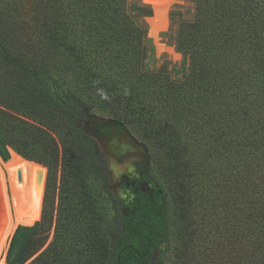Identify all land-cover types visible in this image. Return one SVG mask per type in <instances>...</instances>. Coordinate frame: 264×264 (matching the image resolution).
I'll return each mask as SVG.
<instances>
[{
    "label": "trees",
    "instance_id": "trees-1",
    "mask_svg": "<svg viewBox=\"0 0 264 264\" xmlns=\"http://www.w3.org/2000/svg\"><path fill=\"white\" fill-rule=\"evenodd\" d=\"M192 2L190 18L178 5L170 13L187 70L172 80L166 68L149 67L154 10L142 0H0V157L8 162L13 150L47 167L61 160L93 220L96 254L88 264H150L164 247L162 264L174 235L169 193L151 159L166 204H120L106 155L87 132L92 117L122 121L167 150L166 175L178 184L184 218L189 166L203 160L215 129L227 148L232 143L227 105L247 107L264 90V0ZM32 165L34 183L41 165ZM18 220L15 242L38 228L25 226L35 222L27 213ZM28 249L11 264H24ZM65 249L55 243L47 264L63 263Z\"/></svg>",
    "mask_w": 264,
    "mask_h": 264
},
{
    "label": "rangeland",
    "instance_id": "rangeland-1",
    "mask_svg": "<svg viewBox=\"0 0 264 264\" xmlns=\"http://www.w3.org/2000/svg\"><path fill=\"white\" fill-rule=\"evenodd\" d=\"M177 5L181 7L185 19L191 17L194 10L192 0H175L168 7L167 29L160 33L158 41H155L152 32V38L149 36L154 47V55L149 60L150 69L166 68L172 80L181 79L186 70L184 56L175 46L176 27L170 20V13ZM254 96L255 99L247 107L238 102L227 105L226 110H232L234 118L228 130L229 138L233 139L230 147H226V142L215 129L209 140L212 145L203 160L189 166L184 181L187 187L183 199L187 207L184 218L180 216L173 193L179 190L178 184L166 175V167L171 162L166 155L167 150L152 146L128 126L132 134L149 147L152 167L169 193L174 235L162 264H264V90ZM216 109L221 111L224 108ZM190 151L189 154L193 152ZM15 154L11 150L10 163L0 157L5 176V164L9 168L16 165ZM29 162L30 201L35 204V211L23 213H27L30 220L35 217L34 223L28 221L25 226L38 228L35 232H21L15 242V236L22 228H18V216L22 212L18 213L14 233L8 240L0 264H11L20 256L25 244L32 255L24 264H47V257L53 254L57 242L60 245L63 242L66 248L61 264H88L96 254L91 249L95 235L91 232L94 229H91L93 220L90 213L83 211L79 205L80 191L73 179L66 175L61 160L51 167ZM32 162L41 165L34 183ZM43 166L47 170L45 182ZM112 166L109 160L107 173L110 184L119 178L111 170ZM32 187L38 202L32 199ZM27 240L32 243H27ZM158 251L157 258H160L165 249L163 247Z\"/></svg>",
    "mask_w": 264,
    "mask_h": 264
},
{
    "label": "bare ground",
    "instance_id": "bare-ground-1",
    "mask_svg": "<svg viewBox=\"0 0 264 264\" xmlns=\"http://www.w3.org/2000/svg\"><path fill=\"white\" fill-rule=\"evenodd\" d=\"M175 0H145L151 4L154 17L149 20L151 32L155 41H158L161 32L168 27V7ZM157 43V42H156ZM162 51V48H159ZM16 165L9 168L5 164L7 175L0 165V258L7 247L8 240L15 229V216L20 212H34L35 204L30 201L29 178L31 163L15 154ZM22 175V180H17L16 172ZM11 191V195L9 194Z\"/></svg>",
    "mask_w": 264,
    "mask_h": 264
},
{
    "label": "flooded vegetation",
    "instance_id": "flooded-vegetation-1",
    "mask_svg": "<svg viewBox=\"0 0 264 264\" xmlns=\"http://www.w3.org/2000/svg\"><path fill=\"white\" fill-rule=\"evenodd\" d=\"M98 122L99 120L97 118H93V120L89 122L90 128L96 129ZM101 142L106 143L105 141ZM105 155L108 160V167L110 160L113 165L111 170H114L119 175L118 180L115 183H111L110 188L119 199V202H121V205H132L137 198L142 204L150 203L152 206L157 205L159 207L166 204L163 191L159 188L160 186L152 174L151 156L145 159L143 157V152L139 150L130 158L133 159L131 162L124 163L113 157H108L106 153ZM123 165H126V167H123ZM107 171H109L108 168ZM126 211L128 210L126 209ZM122 212H124L125 216L130 217V214L125 212V210ZM157 252L160 253L158 250L154 252L150 264H156L155 262H157V264L161 263V257L157 258Z\"/></svg>",
    "mask_w": 264,
    "mask_h": 264
},
{
    "label": "water",
    "instance_id": "water-1",
    "mask_svg": "<svg viewBox=\"0 0 264 264\" xmlns=\"http://www.w3.org/2000/svg\"><path fill=\"white\" fill-rule=\"evenodd\" d=\"M99 120L96 129L90 128L87 124V132L90 136L97 139L100 147L108 155L118 159L120 162L129 163L139 150L143 152V157L147 159L150 156V150L147 144L140 142L130 131L127 125L117 119H104L101 117H92ZM89 121V122H90ZM92 124V123H91ZM138 146V148H137ZM22 180V175L18 173V181Z\"/></svg>",
    "mask_w": 264,
    "mask_h": 264
}]
</instances>
